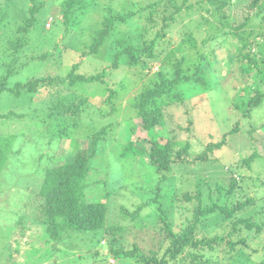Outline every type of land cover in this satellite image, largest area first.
Instances as JSON below:
<instances>
[{
	"label": "rangeland",
	"instance_id": "374dc122",
	"mask_svg": "<svg viewBox=\"0 0 264 264\" xmlns=\"http://www.w3.org/2000/svg\"><path fill=\"white\" fill-rule=\"evenodd\" d=\"M52 1L43 9L38 22L34 26H28L26 18L29 14L25 9L29 4L28 0H0V47L10 48V42L18 38L27 40L26 52L23 53V59L27 61L29 57L47 50L46 48L52 50L55 41L64 45L62 37L65 32L62 29L55 28L51 36L44 28L45 26L47 28V22L51 17L54 24L52 22L50 29L58 20L56 17L58 5L54 6ZM154 1L157 0H96L95 4L88 6V13L83 19V24L89 27L86 33L88 34L93 26L102 21L103 15L109 13L108 6H111L116 10L115 13H133L127 21L117 22L118 31L121 33L134 34L131 36L144 33L143 38L147 40L159 37L157 32L161 27L160 11L165 6L160 7L159 13L153 16L155 20L157 19L156 24L149 21V9L144 8ZM197 1H205L207 4V0H188V3L192 4V9L187 12L186 19L173 25L165 36L157 39L154 48L157 59L149 62L151 68L127 66L122 60L119 68L109 71L106 84L115 87L117 92L121 82L127 81L130 85L121 97L112 99L117 106L116 110L113 111L112 102L106 99L108 91L104 90V85L97 82L79 88L77 94L87 97L89 101L83 105L78 115L66 123L62 119L51 118L43 121L44 116L34 118L32 113L0 118V133L17 135L14 151L0 175V264H93L99 261V258L94 257V250L99 248L102 256L107 251L110 252V240L104 238L108 236V232L104 237L95 236V239H92V234L81 231L64 232L60 238L47 236L46 218L42 216L39 205L43 202L39 192L46 169L63 162L66 157L76 153L78 148L83 150L91 147L95 134L101 132L100 130L110 122L115 124L107 133H100L96 144L88 195L91 201L104 200L107 203V226L115 228L116 236H112L115 247L122 246L144 253L154 249L160 237L158 230L163 224L161 216H167V221L174 229L184 226L186 217L191 216L186 208L187 201L177 200L178 195L184 191H191L194 194L199 189L203 193L205 203L209 202L208 192L216 200L219 195L216 189L217 182L225 187L229 186L231 176L234 175L230 169L231 164L237 167H232V170H238L235 174L240 177L238 179L240 184L232 194L225 196L222 202L232 205L248 197H256V204L264 202V186H258L264 181V156L252 160L251 167L244 161V158L253 151L254 142L258 143V150L264 155V104L254 110L249 120H245L241 130L228 135L221 148L209 151L208 160L178 164L167 178L159 175L148 163L146 131L138 124L132 133L133 130L129 126L135 121V118L134 121L131 119L133 109L130 105L131 100L149 81L157 66L162 62L169 65L172 56L180 54L177 51L172 55L170 51L178 46L183 36H187L185 33L183 35V32L188 31L185 29L192 30L197 38L203 37V31H206L207 36L208 27L199 23L202 16L208 13L205 10L208 4H195ZM250 2L251 0H231L224 10L230 14L229 17L233 21L236 18L244 19L253 9L249 6ZM253 27L263 34L260 41L264 50V26L256 21V25L253 23L249 25V28ZM71 36L67 40L70 43L78 38L76 32ZM44 37L51 38L50 42L44 43ZM226 38L227 42L219 44L216 42L212 46L216 48L217 58L225 57L226 61H214L210 66H206L211 75H216L215 71L220 72L221 78L215 79L218 80V84L214 87L218 90L197 91L191 90L194 88L192 83L186 85L183 88L185 100L164 107L167 123L165 129L150 134L160 137L162 143L167 141L168 133L181 143L188 141L191 157L202 153L209 143L221 141L223 133L232 127L236 120L232 111L236 108L229 107L240 103L238 101L243 92L240 89L242 86L248 85L253 94L259 89L264 90V82L254 68L241 72L239 65L241 59L238 63L236 60L234 63H231L230 59L227 61L230 52L235 54L238 51H229L225 48L237 42L235 37ZM201 46L206 49L208 43ZM255 47L260 50V45L255 44ZM64 51L60 64L53 61L36 63V69L27 68L25 75L56 73L65 75L71 66L70 62L79 59L80 55L72 48H66ZM108 51L106 48L103 56L96 62L98 70L110 64ZM183 53L186 58H190L192 54L189 49L183 50ZM262 64L264 65V59ZM90 68L93 66H85L84 70L89 71ZM17 77L23 79L22 75ZM53 96L54 92L45 89L31 94L25 92L20 97L5 91L0 94V113L9 110L26 112L33 108L46 110L52 104ZM203 96L204 99H201ZM30 104L33 108L29 107ZM236 116L240 117L238 113ZM121 121L122 123H119ZM251 128L257 132L254 133L257 140L251 139L248 133ZM60 129H65V134L59 135ZM130 142L133 143L135 152L130 150L122 154V150ZM174 198L176 199L172 201ZM145 201H149L150 204L139 209ZM171 202H174L173 205ZM256 210L257 208L250 206L244 213L246 216H252L256 214ZM244 235L250 236L249 252H253L251 258L255 254L254 260L259 261L264 253V231L256 234L254 230L249 232L245 229ZM137 257L128 258L126 264H143ZM113 262L112 257L106 261L110 264ZM117 263L116 258L114 264Z\"/></svg>",
	"mask_w": 264,
	"mask_h": 264
},
{
	"label": "trees",
	"instance_id": "16d2710c",
	"mask_svg": "<svg viewBox=\"0 0 264 264\" xmlns=\"http://www.w3.org/2000/svg\"><path fill=\"white\" fill-rule=\"evenodd\" d=\"M28 1L29 4L25 6L29 14L26 23L28 26H34L42 17L43 9L51 0ZM52 2L54 6L58 5L59 10L56 17L59 21L57 20L54 27L50 29L54 21L51 17L53 21H51L50 27L46 28L45 26L44 28L50 34L55 28L62 29L65 32L62 37L64 45L55 41L52 50L46 48L47 50L29 57L27 61L23 59V53L26 52L28 45L27 40L18 38L16 41L10 42V48L0 47V94L8 91L16 97H20L25 92L31 94L45 89L54 92L51 99L52 104L46 110L33 108L32 104L29 107L33 109L26 112L9 110L0 113L1 119L32 113L34 118L44 116L43 121L51 118L62 119L66 123L70 118L78 115L83 105L89 101L87 97L77 94L79 88L97 82L104 85V90L108 91L106 99L111 103L113 98L121 97L130 85L127 84V81L121 82L118 93L115 87L106 84L109 71L119 68L122 60L127 66L151 68L149 62L157 59L154 52L157 39L165 36L167 30H170L173 25L183 22L187 12L192 9V4L188 3V0H183L182 3H178L176 0H157L146 5L144 8L149 9V21L153 24L157 23V19L155 20L153 16L159 13L160 7L165 6L160 11L161 27L157 32L159 37L147 40L143 38L144 33L131 36L134 34L118 31L117 22L127 21L133 14L132 12L130 14L127 12L115 13L114 7L108 6L109 13L104 14L102 21L93 26L87 34L86 31L89 27L83 24V19L88 13V6L95 4L96 0H53ZM230 3L231 0H207L208 6L205 10L209 16H207L208 13L203 15L199 23L208 27L207 36H205L206 31H203V37L197 38L193 35L192 30L184 27L188 31L183 32V35L185 33L187 36H183V42L181 41L175 49L170 51L172 55L177 51L180 54L176 57L172 56L169 65L162 62L157 66L149 81L130 102L133 108L131 119L135 118L134 123L129 124L133 130L132 133L138 124L146 131L148 163L155 168L159 175L162 174L163 178H167L178 164L208 160L209 151L221 148L227 141L228 135L241 130L245 120H249L254 110L264 104V90L259 89L253 94L248 85L242 86L240 89L243 92L238 101L240 105L228 106L230 109L234 106L237 109L232 111L236 117L232 127L228 132L223 133L221 141L209 143L202 153L194 157H191L188 141L181 143L169 133L165 143H162L161 138L156 137L155 134L150 136L151 132L159 133L161 129H165L167 123L164 107L184 101L186 96L183 88L186 85L192 83L194 88L191 90L197 91L218 90L214 87H217L218 84V80L215 79L221 78L220 72L215 71L216 75H211V72L206 70V66H210L214 61H226L225 57L217 58L216 48L212 47L216 42L217 44L227 42L226 36L235 37L237 42L229 44L225 48L229 51H238L235 54L230 52L227 61L230 59V62L234 63L236 60L238 63V60L241 59L242 61L239 62L241 72H247L254 68L264 82V65L262 64L264 50L262 49L263 43L260 41L263 34L259 30L256 31L254 27L249 28L252 23L256 25V21L264 26V0H251L249 3V6L253 8L251 13H248L244 19L236 18L234 21L230 19V14L224 10ZM195 4L207 5L205 1H197ZM75 32L78 38L74 39L72 43L68 42L67 40ZM68 33L70 34L68 35ZM223 37L225 38L221 41ZM50 39L44 37V43L50 42ZM207 43L208 46L204 49L201 45ZM255 44L260 45L259 51ZM66 48H72L73 51L79 53L80 58L70 62L71 66L65 75L58 73L40 76L25 75L27 68L36 69V63L53 61L60 64ZM106 48L109 49L107 53H110L108 57L111 58V62L98 70L96 62L103 56ZM186 49L192 53L190 58L183 55V50ZM90 65L93 66L92 69L84 70L85 66L89 67ZM19 75H22L23 79L18 78ZM201 99H204V96ZM111 108L113 111L117 109L114 100L111 103ZM113 111L111 113H114ZM236 113L240 116L239 118ZM114 124V122H110L100 130L101 132H97L91 147L83 150L78 148L76 153L66 157L63 162L53 164L46 169L39 192L43 202L39 205L42 216L46 218L47 236L60 238L64 232L81 231L92 234V239H95V236L104 237L108 232V236L104 238L110 240V252L107 251L102 256L99 248L94 250V257L99 258V261L93 264H110L106 261L111 257L114 261L113 264L116 263V258L117 264H126L129 261L128 258L132 259L135 256H138V260L143 264H264V253L259 261L254 260L255 254L251 258L253 252H249L251 245L248 239L250 236L244 235L245 229L249 232L254 230L256 234L264 231V202L256 204V197L238 200L232 205L222 202V199L232 194L240 184L238 181L240 177L235 174L238 170H232L233 164L230 169L234 175L231 176L229 186L225 187L219 182L216 184V189L219 192L216 200L208 192L209 202L205 203L203 193L199 189L194 194L191 191H184L180 196L178 195L177 200L187 201L186 208L191 216L186 217L185 225L178 229L172 227L167 221V216H161L163 224L158 230L160 237L154 249H149L144 253L122 246L115 247L112 243V236H116L115 228L107 226V203L104 200L91 201L88 195L89 176L90 171L94 168L93 157L96 153V144L100 133H107ZM65 131V129H60L58 134H65ZM248 133L252 140H257V136L254 134L257 132L253 128L248 130ZM16 138V134L0 133V175L5 170L14 151ZM178 146L179 148H177ZM253 146V151L244 158L249 167H251L252 160L264 156L258 150L257 142H254ZM130 150L134 152L136 150L131 142L125 146L122 154H126ZM258 186H264V181ZM173 203L171 202V205ZM148 204H150L149 201L143 202L139 209ZM250 206L257 208L256 214L246 216L244 211Z\"/></svg>",
	"mask_w": 264,
	"mask_h": 264
},
{
	"label": "clouds",
	"instance_id": "9594fccd",
	"mask_svg": "<svg viewBox=\"0 0 264 264\" xmlns=\"http://www.w3.org/2000/svg\"><path fill=\"white\" fill-rule=\"evenodd\" d=\"M51 18L49 19V21L47 22V27H50V25H51ZM48 24H49V26H48Z\"/></svg>",
	"mask_w": 264,
	"mask_h": 264
},
{
	"label": "built area",
	"instance_id": "2783aa9c",
	"mask_svg": "<svg viewBox=\"0 0 264 264\" xmlns=\"http://www.w3.org/2000/svg\"><path fill=\"white\" fill-rule=\"evenodd\" d=\"M48 26H49V24H48Z\"/></svg>",
	"mask_w": 264,
	"mask_h": 264
}]
</instances>
